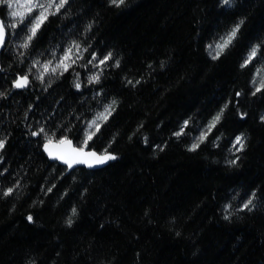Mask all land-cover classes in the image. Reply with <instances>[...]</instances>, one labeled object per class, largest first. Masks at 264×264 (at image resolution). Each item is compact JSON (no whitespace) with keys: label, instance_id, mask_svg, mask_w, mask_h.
<instances>
[{"label":"trees","instance_id":"16d2710c","mask_svg":"<svg viewBox=\"0 0 264 264\" xmlns=\"http://www.w3.org/2000/svg\"><path fill=\"white\" fill-rule=\"evenodd\" d=\"M12 10L0 5V18L11 22ZM69 11L68 17H50L23 64L13 45L0 52V91L6 93L0 98V136L8 141L2 165L8 172L0 186L18 179L22 184L18 196L0 198V264H264V95H251L254 69L240 67L249 48L264 40V0H235L231 8L219 0H125L119 8L108 0H72ZM240 19L245 23L236 47L212 60L206 45ZM89 23V51H113L120 68L105 69L99 84H88L97 69L76 66L80 91L71 73L51 77L47 91L34 78L26 89L12 88L34 59L46 61L56 45L84 40ZM141 76L136 88L126 85L125 77ZM112 99L118 109L96 146L102 149L115 135L111 151L119 158L62 176L64 166L47 158L29 125H75V137L83 127L75 116L91 119ZM228 100L233 103L211 138L221 136L218 146L209 142L187 151ZM189 117L190 135L177 140L172 133ZM241 133L247 147L229 166L226 161L235 158L229 148ZM52 184L45 195L42 187ZM253 191V210L238 211ZM73 206L78 214L68 227Z\"/></svg>","mask_w":264,"mask_h":264},{"label":"snow or ice","instance_id":"6c2138e0","mask_svg":"<svg viewBox=\"0 0 264 264\" xmlns=\"http://www.w3.org/2000/svg\"><path fill=\"white\" fill-rule=\"evenodd\" d=\"M110 6L121 7L125 4V0H108ZM221 7L231 8L235 4V0H219ZM72 0H0V5H4L9 9H15L8 13L12 17V21L8 22L0 19V52L8 51L9 46L13 45L15 49V58L19 60L21 64L24 63V57L30 54V51L39 42L46 25L49 23L50 17H68L70 16V7ZM18 18V19H17ZM245 23L244 19L238 20L232 25L226 32L219 35L212 42L206 45V51L212 60H219L222 56L226 55L231 49L236 47V43L239 39L241 29ZM27 28L23 37L19 36V31H23ZM93 24L89 23L85 26L82 36L84 40L72 39L66 46L56 45L55 48L51 49V59L41 61L40 59H34L29 67L28 72L24 74H18L12 82L13 89H26L31 86L32 78L39 80L42 85H46L44 91H47L54 82L51 77H62L66 73H71L74 76L73 86L77 91L82 89L83 82L80 78V73L75 72L76 66L88 68L91 65L97 69L87 77L88 84H99L101 79L104 77V70L108 68H120L121 59L116 58V54L113 51L100 55L95 51H89L92 48L90 43H86L87 34L92 31ZM19 31H15V30ZM15 37V39H14ZM18 40V42H16ZM85 53L88 54L86 58ZM39 55H44L40 53ZM83 62V63H81ZM165 66L164 62H161V68ZM241 69H248L252 67L251 83L254 86V91L251 95L255 97L257 94L264 95V40H261L253 44L246 55L244 56L241 64ZM149 69L153 68V65H148ZM36 69V73L32 72ZM4 69L0 68V72ZM144 82V77L141 76L139 79H131L125 77V83L127 86L136 88L138 85ZM97 93V95H101ZM243 95L242 92L238 91L235 96L239 98ZM6 97L4 91H0V98ZM60 101H57L59 103ZM232 100L226 101L219 110L212 115L203 127L198 129V135L192 137V142L186 146V150L189 152L198 151L202 145L206 143H212L213 146H218V142L221 136H216L215 140L211 139L218 131L219 125L224 119L226 111L232 105ZM238 103V100H237ZM119 106V101L112 99L110 103L103 106L102 110L96 111L91 119H83L82 116L77 115L75 119L82 121L83 127L80 129V134L73 136V129L75 125L71 127L60 124L55 129H49L45 124H40L36 129L30 128V135L32 137L42 139L40 145L41 150L47 156V158L53 162L63 165L64 174H71L81 167L88 169H98L106 166L111 161L117 160L119 157L111 151L112 144L116 140V136H112L108 144L102 149L97 148V141L102 139L107 126L110 124L111 119L114 117ZM32 110V106L29 105L28 111ZM28 111L25 112V120L28 118ZM239 112L240 118L244 119L247 113ZM260 121L264 123V114L260 116ZM192 124V118L185 119L179 126L177 131H174L172 135L181 139L184 136L190 135V126ZM140 127H143L141 125ZM222 135V134H221ZM131 139V137H129ZM247 137L241 133L235 136L232 142L229 152H231L235 158L229 159L226 163L229 166H236L238 161L241 159L236 153H242L246 145ZM7 137L0 136V177L4 176L7 172V168H3L5 157L4 152L7 146ZM144 143H148V137H144ZM160 151L164 150L163 146H157ZM55 171V169H53ZM56 187L52 184L51 187L42 191L45 195L51 193ZM22 188L21 181L18 179L11 186L4 188L0 186V198L13 197L19 195V190ZM257 193L253 191L248 199L245 200L238 211H252L255 207V201ZM35 203V202H34ZM43 203V201H40ZM232 205L226 204L224 211L226 215L224 219H229L232 215L230 211ZM78 214V210L75 206L71 209L70 215L66 218L65 223L68 227L73 224V216ZM29 223L34 221L32 215L26 217Z\"/></svg>","mask_w":264,"mask_h":264},{"label":"rangeland","instance_id":"374dc122","mask_svg":"<svg viewBox=\"0 0 264 264\" xmlns=\"http://www.w3.org/2000/svg\"><path fill=\"white\" fill-rule=\"evenodd\" d=\"M15 10V9H14Z\"/></svg>","mask_w":264,"mask_h":264},{"label":"water","instance_id":"95a60500","mask_svg":"<svg viewBox=\"0 0 264 264\" xmlns=\"http://www.w3.org/2000/svg\"><path fill=\"white\" fill-rule=\"evenodd\" d=\"M1 19V18H0Z\"/></svg>","mask_w":264,"mask_h":264}]
</instances>
